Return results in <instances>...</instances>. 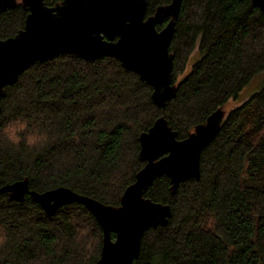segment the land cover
Listing matches in <instances>:
<instances>
[{
    "label": "trees",
    "instance_id": "1",
    "mask_svg": "<svg viewBox=\"0 0 264 264\" xmlns=\"http://www.w3.org/2000/svg\"><path fill=\"white\" fill-rule=\"evenodd\" d=\"M171 1L148 0L147 16ZM28 13L0 14V40ZM170 52L177 94L164 109L115 58L64 54L29 68L0 102V186L28 179L31 190L68 187L119 207L145 165L140 136L158 118L185 139L264 76V14L252 0H184ZM200 169L176 192L164 176L145 193L172 216L144 234L135 264H264V81L227 113ZM102 246L83 205L50 216L29 196L0 194V264H99Z\"/></svg>",
    "mask_w": 264,
    "mask_h": 264
},
{
    "label": "water",
    "instance_id": "2",
    "mask_svg": "<svg viewBox=\"0 0 264 264\" xmlns=\"http://www.w3.org/2000/svg\"><path fill=\"white\" fill-rule=\"evenodd\" d=\"M183 1L172 0L147 16L148 0H63L55 6L47 5L46 0H0V14L19 5L29 11L23 29L0 40V102L6 88L36 63L74 54L87 61L117 59L153 88V103L164 109L177 94L170 48ZM252 2L264 14V0ZM165 19H169L167 25L158 30ZM226 117L225 110L217 109L182 140L165 117L158 118L140 136V158L145 165L126 188L119 207L68 187L31 190L28 179L0 186V194L17 202L29 196L50 216L63 207L83 205L103 232L99 264H135L144 234L166 226L172 216L169 204L154 202L145 193L164 176L171 180L173 192L181 183L198 179L201 155L219 135Z\"/></svg>",
    "mask_w": 264,
    "mask_h": 264
},
{
    "label": "rangeland",
    "instance_id": "3",
    "mask_svg": "<svg viewBox=\"0 0 264 264\" xmlns=\"http://www.w3.org/2000/svg\"><path fill=\"white\" fill-rule=\"evenodd\" d=\"M21 0H19L20 2ZM183 76H181L179 79L181 80ZM264 81V76L255 78L250 85L248 86V88H246V90L240 95V102H232L231 103V107H226L225 111L227 113L230 112L231 109H234L235 107H237V105H239L242 101H247L248 97L251 96L254 92H257L262 83Z\"/></svg>",
    "mask_w": 264,
    "mask_h": 264
}]
</instances>
